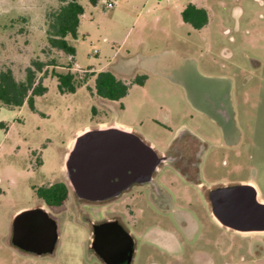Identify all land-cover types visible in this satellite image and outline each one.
Wrapping results in <instances>:
<instances>
[{"label":"rangeland","instance_id":"obj_1","mask_svg":"<svg viewBox=\"0 0 264 264\" xmlns=\"http://www.w3.org/2000/svg\"><path fill=\"white\" fill-rule=\"evenodd\" d=\"M77 1L84 12L70 56L46 39V15L59 0H0V71L10 68L20 81L32 61L54 63L36 73L47 90L35 96V109L0 103V264H104L89 248L82 216L122 215L121 199L80 208L70 194L50 208L59 231L54 254L24 253L7 240L14 213L41 202L33 186L64 181L65 152L81 130L100 121L136 129L157 150L187 128L205 143L209 187L220 180L252 183L264 201V0ZM188 2L207 8L204 27L182 20ZM53 70L86 81L75 92L60 93ZM91 71L125 80L127 94L118 100L99 96ZM143 75L142 85L132 82ZM220 105L231 113L225 126ZM205 216L210 243L223 232L226 253L214 264H264V248L251 260L252 237L261 234L235 233ZM142 248L134 264L147 262L148 248Z\"/></svg>","mask_w":264,"mask_h":264},{"label":"flooded vegetation","instance_id":"obj_2","mask_svg":"<svg viewBox=\"0 0 264 264\" xmlns=\"http://www.w3.org/2000/svg\"><path fill=\"white\" fill-rule=\"evenodd\" d=\"M217 113L221 114V125L225 126V124L232 121L231 113L227 107L220 105L217 108ZM128 129L132 132L133 137L146 140L141 132L134 128ZM155 150L163 159L160 161L158 168L152 173L151 178L139 181L135 179L129 180L128 176L117 177L114 180L113 195L105 200L92 201L79 198L69 186L66 178L64 181H57L64 183L67 187L66 200L71 194L75 205L80 208L83 206L94 207L99 204L109 203L115 199H121L122 215L103 216L100 219H93L86 214L82 216L89 224L90 238L92 223L115 218L130 233L134 242V251L130 264H134L138 248L145 246L148 248L147 251L149 253L145 264H187L192 262L214 264L226 252L224 240L221 238L223 232L215 236V242H209L208 232L205 231L203 222L206 218L205 215L210 214L214 222L226 230H231L235 233L261 234L259 235L260 237L255 235L251 240L253 254L251 260L254 262L257 248H264V230L240 232L221 225L213 217L211 213V191L217 187L230 186L236 183H232L229 180H220L215 182L213 186H208V180L204 175V141L195 133L183 127L174 132L164 149L157 150L155 148ZM38 187L43 186H33V191L34 188ZM38 198L41 200L40 203L29 206L35 208L32 217L16 218L15 214L18 211L14 213L7 240L10 245L24 253L36 256L51 255L54 254L56 249L59 231L58 221L49 209L58 208L64 203L59 206L48 205L42 198ZM45 211L55 221L56 225L58 237L53 250L37 254L14 245L12 243L14 226L16 229L30 225L37 226L41 231L37 243L40 245L45 244L48 230L50 229V221ZM143 220L146 221L142 225L141 222ZM140 225L142 226L139 230ZM237 245L238 243L233 239L232 248Z\"/></svg>","mask_w":264,"mask_h":264},{"label":"water","instance_id":"obj_3","mask_svg":"<svg viewBox=\"0 0 264 264\" xmlns=\"http://www.w3.org/2000/svg\"><path fill=\"white\" fill-rule=\"evenodd\" d=\"M162 159L152 144L112 124L79 132L64 154L63 166L65 178L79 198L100 201L113 195L117 177L148 180ZM210 195L211 213L221 225L240 232L264 230V201L252 183L217 187ZM34 212L33 207L24 208L15 217H32ZM45 214L50 229L44 245L37 243L41 231L35 225L17 230L14 226L12 243L37 254L52 251L58 235L55 221ZM133 244L132 236L117 219L92 223L89 248L104 264H130Z\"/></svg>","mask_w":264,"mask_h":264},{"label":"trees","instance_id":"obj_4","mask_svg":"<svg viewBox=\"0 0 264 264\" xmlns=\"http://www.w3.org/2000/svg\"><path fill=\"white\" fill-rule=\"evenodd\" d=\"M57 9L47 13L46 39L50 48L61 50L73 56L75 48L71 40L77 38L80 16L83 14V6L77 0H59ZM96 4L98 0H88ZM182 20L192 27L199 29L207 23V12L204 8L196 7L188 3L181 11ZM48 64L43 61L34 60L25 70L24 80H16L10 68L0 71V103L8 107H20L27 103L31 109H35V96L43 95L47 88L41 80L36 79V73L42 72L43 67ZM57 79V88L60 93L75 92L82 86L86 78L80 80L71 71H52ZM89 75L95 76L94 89L101 97L118 100L124 97L130 84L118 78L110 71H91ZM146 76H139L133 79V83L142 85ZM38 166L41 165V158L38 156ZM35 194L42 198L48 205L59 206L67 198V187L62 182H55L49 186L34 188Z\"/></svg>","mask_w":264,"mask_h":264},{"label":"crops","instance_id":"obj_5","mask_svg":"<svg viewBox=\"0 0 264 264\" xmlns=\"http://www.w3.org/2000/svg\"><path fill=\"white\" fill-rule=\"evenodd\" d=\"M188 3H192V4H194L196 7L204 8V9L206 10V12H207V18H208V10H207L206 7L201 6V5H198L197 3H194V2H188ZM188 3H187V4H188ZM183 9H184V8H183ZM183 9H182V10H183ZM182 10H181V11H182ZM185 23H186V22H185ZM207 23H208V19H207ZM207 23H206V24H207ZM188 24H189V23H188ZM206 24H205V25H206ZM189 25H190V24H189ZM205 25H204V26H205ZM204 26H203V27H204ZM193 28H194V27H193ZM201 28H202V27H201ZM195 29H196V28H195ZM199 29H200V28H199ZM97 125H98L97 127H99V126H107V125H112V124H108V122H106V121H100V122L97 123ZM115 125H118V124H115ZM118 126L123 127V126H121V125H118ZM85 127H86V126H85ZM86 128H88V127H86ZM86 128H84V129H86ZM124 128H127V127H124ZM84 129H83V130H84ZM127 129H128V128H127ZM83 130H81V131H83ZM70 146H71V145H70ZM68 149H69V148H68ZM68 149H67V150H68ZM63 159H64V156H63ZM41 161H42V160H41ZM41 164H42V162H41ZM40 166H41V165H40ZM38 167H39V166H38ZM63 167H64V166H63ZM64 172H65V171H64Z\"/></svg>","mask_w":264,"mask_h":264},{"label":"built area","instance_id":"obj_6","mask_svg":"<svg viewBox=\"0 0 264 264\" xmlns=\"http://www.w3.org/2000/svg\"><path fill=\"white\" fill-rule=\"evenodd\" d=\"M106 6H107L108 8H111V7H113V3L109 1V2H107Z\"/></svg>","mask_w":264,"mask_h":264}]
</instances>
